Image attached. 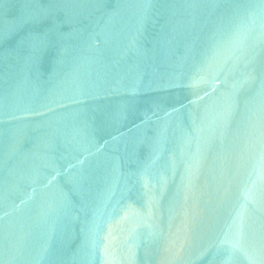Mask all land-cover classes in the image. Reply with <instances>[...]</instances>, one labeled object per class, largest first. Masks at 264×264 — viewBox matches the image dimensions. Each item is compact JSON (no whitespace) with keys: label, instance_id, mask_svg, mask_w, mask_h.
Instances as JSON below:
<instances>
[{"label":"water","instance_id":"obj_1","mask_svg":"<svg viewBox=\"0 0 264 264\" xmlns=\"http://www.w3.org/2000/svg\"><path fill=\"white\" fill-rule=\"evenodd\" d=\"M0 264H264V0H0Z\"/></svg>","mask_w":264,"mask_h":264}]
</instances>
